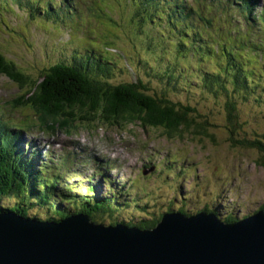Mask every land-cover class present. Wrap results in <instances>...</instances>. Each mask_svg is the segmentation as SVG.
<instances>
[{
    "label": "rangeland",
    "instance_id": "374dc122",
    "mask_svg": "<svg viewBox=\"0 0 264 264\" xmlns=\"http://www.w3.org/2000/svg\"><path fill=\"white\" fill-rule=\"evenodd\" d=\"M59 1L64 4L63 7L72 12L71 15L74 14V17L63 15L62 11L59 17L55 12L48 16L42 12L44 17L39 16L34 21L27 15L28 4L24 2L13 3L4 9V18L0 20V27L4 31H0V49L6 52L7 56H18L15 59L23 66L29 63L27 73L31 76L36 77L39 74L44 62L58 60L66 62L70 67H73L72 62L93 65L102 72H105L107 67L108 70L110 69L108 72L110 77L116 80H135L141 76L155 86L161 75L155 78L149 69L152 65L145 62L154 64L160 60L159 63L163 64L159 69L168 71L179 64L180 61L176 57L159 59L156 57L158 54L151 51L150 44L148 46L138 40V35L135 38L130 35V29L134 28L129 17L132 13V5H137L134 12L138 7L140 13L135 16L136 18L141 17V14L144 15V20H140L143 23L140 24L136 20L137 24L143 25L141 33L154 38L158 35L149 23L150 15L144 14V10L149 7L147 3L142 5L144 0H113L114 6L104 9L100 0H58L56 6L60 5ZM168 1L178 3V0H163L167 3ZM189 1L194 7L196 6L193 0ZM106 2L107 0H104V4ZM120 3H123L124 7ZM263 4L264 0H260L256 10L260 11ZM207 6L205 5V10L209 12L210 9ZM213 17L218 20L221 17L220 23L222 26L225 25L226 20L223 14L216 13ZM45 18L50 19L44 23ZM111 18L118 23L116 26L112 25L114 22H110ZM120 20L123 23H120ZM166 23L167 21L163 20L160 27L166 28L165 32H169ZM221 25L218 24V26ZM111 28L118 32H110ZM101 34L105 37L100 36ZM19 35H23L24 38L21 40ZM221 38L228 41L229 35H220L217 39ZM170 41L173 39L171 38ZM217 41L218 43H215L214 40H210L208 43L205 41L201 44L204 52L208 50L205 55L209 54L214 59V62H207L204 68L209 67L213 71L223 55L222 50H227L225 46L230 47L226 42L220 44V40ZM84 48L92 49V52L87 54ZM193 48L199 49V46L196 45ZM55 49H58L56 53ZM104 49L108 54L113 52L114 58L110 57L107 60L108 54H103L101 57L100 54L105 52ZM193 52L196 53V51ZM228 54L233 60L238 59L237 63L242 62L233 53ZM131 58H133L132 63ZM186 61L195 67H200L198 59H195L193 54L189 53ZM184 69L178 71L185 72ZM186 69L201 75V70L191 69L189 66ZM260 72L262 73L261 70L256 73L261 74ZM180 79L183 83H187L186 77H180ZM190 85L196 95L201 93L197 90L199 88L194 86L195 84L190 83ZM237 85L246 87L247 83L241 78ZM26 89L25 86L10 78L5 71L0 70V127L3 118L8 119L7 126L15 125L13 129L17 126L22 127V132L16 131V133L26 141L27 147L33 145L32 147L39 149L41 159L47 161L50 156L60 158L61 155L67 154L69 165L67 162L56 160L58 166L55 167L53 160L45 167L46 175L49 177L63 174V179H59L60 185L63 186L66 182L69 184L91 182L99 187L102 193L110 194L112 191L116 194L118 192L122 202L133 200V198L137 200L136 203L132 202L125 208L114 205L115 210L119 212L110 213L114 214L113 219L126 221L140 219L141 211L136 208L142 207L145 200L148 202L146 208L148 211L144 217L150 213L161 216L164 214L163 210L172 205L173 201L175 202L173 210H178V206H182L185 212L194 213L193 215H196L201 208L216 207L219 205L217 201H223V212H232L241 216L240 219L256 213L264 204V166L256 162L261 153L254 147L231 148L226 143L222 146L210 142L198 143L192 140V135L187 132L184 133V137L177 135L169 138L167 135H161L159 130L148 132L135 124L125 128L124 124L111 126L103 121L83 120L77 122V128L66 130L58 126L54 131L42 130L41 128L45 125L39 119L45 118L41 116L37 108L29 107L26 103L22 104L24 102L22 96L27 92ZM262 95L264 96V91ZM252 101L244 105L246 117L252 122L248 124V127L264 132V108L256 99ZM76 114L89 116L79 110H76ZM10 136L11 134L7 135V137ZM76 151L78 157L73 156ZM89 158H92V161ZM169 160L174 162L169 163ZM175 165L177 168H172ZM178 165L184 169L178 168ZM50 166L51 168H48ZM157 167H159V173L154 172ZM79 174L81 176H78ZM105 174H108L107 177L113 182V186L108 183V186L113 189L111 191L104 188L101 182V177ZM113 180L118 184L117 188ZM128 188L129 193L125 192L123 195V189L128 190ZM85 191L88 193L90 189L85 187L80 194ZM209 207L206 208L211 210ZM30 211L36 212V209ZM110 214L104 215L106 218L104 222L113 220ZM31 216L34 218V215Z\"/></svg>",
    "mask_w": 264,
    "mask_h": 264
},
{
    "label": "trees",
    "instance_id": "16d2710c",
    "mask_svg": "<svg viewBox=\"0 0 264 264\" xmlns=\"http://www.w3.org/2000/svg\"><path fill=\"white\" fill-rule=\"evenodd\" d=\"M47 1L49 4L54 0ZM144 1L142 5L147 3L149 6L144 14L150 15L149 23L158 35L154 38L141 33L143 25L140 24L143 22L140 20H144V15L135 17L140 15L138 7L134 12L137 5H132L129 16L134 26L130 29V35L133 38L138 35V40L151 45V51L156 52L159 59L165 60L172 56L180 61L171 71L159 69L163 64L159 63L160 60L154 64L145 62L152 65L149 69L155 78L161 75L155 86L141 76L135 80H116L110 77V69L102 72L93 65L77 62H72L73 67L67 66L66 62L44 65L39 74L33 77L27 73L29 63L23 66L15 60L18 56L6 57L7 53L1 49L0 70L27 88L22 96V104L37 108L45 118L39 119L45 125L42 130L54 131L58 126L66 130L77 128V122L85 120L108 122L111 126L124 124L125 128L135 124L144 131L159 130L161 135L169 138L177 135L184 137L187 132L198 143L210 142L221 146L226 143L231 148L254 147L261 153L256 162L264 166V132L249 129L248 124L252 122L244 112V105L254 99L264 108V7L260 11L256 10L260 0H193L195 7L189 0H178L177 4L163 0ZM102 4L103 9L114 6L112 0H107L106 4L103 1ZM8 5H11V1L0 0V20L4 18L3 9ZM29 5L35 12L38 11L39 5ZM120 5L124 7L123 3ZM205 5L209 6V12L205 10ZM216 13L224 15V26L220 23L221 17L219 20L214 19L213 14ZM163 20L167 21L169 32L160 27ZM110 21L116 22L113 18ZM120 23H123L122 20ZM0 31H3L1 27ZM220 35H229V40L217 39ZM171 38L173 41H170ZM210 40L215 43L220 40V44L226 42L230 45L229 48L225 46L227 50H222L223 55L214 71L209 67L204 68L207 62H214V59L209 54L205 55L208 50L204 52L201 45ZM196 45L199 49L193 48ZM230 52L242 62L237 63L238 59L233 60L228 56ZM189 53L198 59L200 67L185 62ZM188 66L201 70V75L186 69ZM182 68L186 71L179 72ZM258 69L262 71L261 74L256 73H259ZM180 77H186L187 83H183ZM241 78L247 83L246 87L237 85ZM190 83L195 84L201 93L196 95ZM76 110L89 116H78ZM9 146V143L3 145L0 142V211L34 215L38 219L56 222L71 213L82 211L94 221L102 222V213L115 212L114 205H121L116 201L117 198L96 199L95 195L90 198V194L68 195V192L63 191L67 196L61 194L56 197L59 175L47 176L42 166L37 168L33 159L27 160L15 149L9 150ZM158 168L154 172L159 173ZM61 198L63 201L70 199L73 204L64 206ZM124 203L127 207L130 202ZM174 203L166 209L172 210ZM206 207L203 209L209 210ZM34 208L36 212H31ZM146 208L147 204L142 205L141 218L136 221L114 220V223L127 222L140 228L154 226L161 216L152 217L148 214L144 217L148 211ZM210 209L219 214L216 207ZM262 209L264 204L258 211ZM178 210L185 212L182 206H178ZM236 217L229 213L225 218L234 220Z\"/></svg>",
    "mask_w": 264,
    "mask_h": 264
},
{
    "label": "water",
    "instance_id": "95a60500",
    "mask_svg": "<svg viewBox=\"0 0 264 264\" xmlns=\"http://www.w3.org/2000/svg\"><path fill=\"white\" fill-rule=\"evenodd\" d=\"M0 264H264V210L234 222L175 213L143 230L0 212Z\"/></svg>",
    "mask_w": 264,
    "mask_h": 264
},
{
    "label": "bare ground",
    "instance_id": "6f19581e",
    "mask_svg": "<svg viewBox=\"0 0 264 264\" xmlns=\"http://www.w3.org/2000/svg\"><path fill=\"white\" fill-rule=\"evenodd\" d=\"M37 157H38V160H37V162H40V157H39V154L37 153ZM48 165V164H47ZM72 167V166H71ZM68 170H69V168H68ZM68 172V171H67ZM74 172V171H73ZM67 174V173H66ZM75 174V173H74ZM75 176V175H74ZM64 182H65V180H64ZM218 212V211H217ZM97 219V218H96ZM243 218H241L240 220H242Z\"/></svg>",
    "mask_w": 264,
    "mask_h": 264
}]
</instances>
